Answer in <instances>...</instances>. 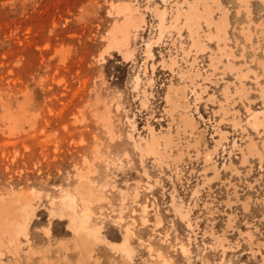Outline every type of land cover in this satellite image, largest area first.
Returning <instances> with one entry per match:
<instances>
[{"label":"rangeland","instance_id":"obj_1","mask_svg":"<svg viewBox=\"0 0 264 264\" xmlns=\"http://www.w3.org/2000/svg\"><path fill=\"white\" fill-rule=\"evenodd\" d=\"M200 1L0 0V264H264V0Z\"/></svg>","mask_w":264,"mask_h":264},{"label":"bare ground","instance_id":"obj_2","mask_svg":"<svg viewBox=\"0 0 264 264\" xmlns=\"http://www.w3.org/2000/svg\"><path fill=\"white\" fill-rule=\"evenodd\" d=\"M205 1V0H204ZM204 1H200L201 2V4L203 5V4H205L204 3ZM207 1V0H206ZM242 2H247L248 0H241ZM214 3H216L217 5H219L220 6V3L218 2V0H214L213 1ZM207 5H209V4H207ZM204 6H206V4L204 5ZM211 5H209V7H210ZM208 7V6H207ZM208 7V8H209ZM206 9V8H205ZM120 10V9H119ZM206 10H208V9H206ZM209 12H211V9H210V11H208V13ZM157 13H158V15L160 16V21L161 22H163L164 21V18H165V16H166V11L165 10H160V9H157ZM182 14H184V16H185V22L189 25V29H190V27H193V26H195V25H197L199 22H200V20H201V18L204 16L200 11H199V9L198 8H195L193 5H189V11L188 12H186L185 11V13H183V12H181L180 10H177V14L174 16L175 17V19H174V17H173V19L174 20H176V19H179V17H180V15H182ZM206 15V17H207V15L208 14H205ZM205 17V16H204ZM212 17V16H211ZM208 18V17H207ZM223 18H225V20L224 21H227V16H226V14H224V17ZM208 20H209V18H208ZM222 20V19H221ZM211 21V20H210ZM212 22H214V21H212ZM218 22H220V21H218ZM214 23H216V22H214ZM216 24H218V23H216ZM220 24H222V23H220ZM225 24L226 23H224V26H225ZM174 25V24H173ZM221 26V25H220ZM222 26H223V24H222ZM223 26V27H224ZM217 27V29H218V27H219V24L216 26ZM222 27V28H223ZM199 28V27H198ZM225 28V27H224ZM193 30V29H192ZM220 30V29H219ZM218 30V31H219ZM122 31H123V33H124V35L125 36H128V33H127V29H125V26H123V28H122ZM197 31V30H196ZM217 31V32H218ZM194 33V32H193ZM197 33V32H196ZM196 33H194V34H196ZM210 34V33H209ZM212 34H213V32H212ZM215 34V33H214ZM116 38H114V37H112V40L114 41ZM197 40V39H196ZM197 44H201V41H199ZM147 52H148V54L149 55H152L153 56V53H152V47H151V44L150 43H148L147 44ZM189 72V71H188ZM138 80H140V79H137V81ZM186 103V102H185ZM255 113V112H254ZM262 113H264V112H262ZM252 115H253V113H251ZM255 118L253 119L254 121H252V119H251V121H252V123H254V124H257V123H259L260 122V120H259V117H258V114H255V115H253ZM252 116V117H253ZM191 123V122H190ZM191 124H193V122L191 123ZM260 125V124H259ZM255 126H258V125H255ZM222 135H221V137L222 138H226V134L225 133H221ZM156 141V137H153V145H154V142ZM249 147V146H248ZM250 147H252V146H250ZM250 149V148H249ZM248 149V150H249ZM255 150V149H254ZM208 155L209 156H211V154H209L208 153ZM209 159V158H208ZM210 160V159H209ZM208 160V161H209ZM215 166V165H214ZM215 170V169H214ZM82 181V180H81ZM84 181H85V179H84ZM87 182V181H86ZM82 183H84V182H82ZM85 184V183H84ZM84 184H82V188H83V186H85ZM79 185V184H78ZM78 187H80V186H78ZM77 187V188H78ZM92 187V186H91ZM91 187H89V188H91ZM76 188V187H75ZM81 188V187H80ZM84 189V188H83ZM95 189V188H94ZM86 190V189H85ZM90 191H92L91 189H90ZM89 191V192H90ZM92 193V192H91ZM83 194V193H82ZM82 194L80 193V190H78V189H76L75 191H74V193H68L67 192V194H65V196L63 195V197H64V200L66 201V204H65V206H67V208L69 207V208H71V210H72V212H73V214H74V212H76L77 211V199H78V197H80V196H82ZM89 193H87V195H88ZM83 195H86V194H83ZM92 195V194H91ZM89 197V196H88ZM92 197V196H91ZM82 198V197H81ZM95 198V197H94ZM83 199H85L84 197H83ZM88 199V198H87ZM86 199V200H87ZM97 200H98V198H96ZM102 199H104V198H102ZM93 200V199H92ZM65 201H63V202H65ZM85 201V200H84ZM90 201H91V199H90ZM85 203V202H84ZM91 202H89V204H90ZM62 205H64V204H62ZM91 214L92 213H90V209H89V207L88 206H86L85 205V207L81 210V212H79V214H77V216H76V218H78L79 219V223L78 224H76L75 226V229L74 230H76L77 232H78V230L79 229H83V230H86L87 231V233L88 234H92L93 232H94V230H93V228H90L89 226H88V223H89V220H90V218H91ZM14 218V217H13ZM23 222V221H22ZM22 224V223H21ZM21 226V225H20ZM1 235V234H0ZM127 240V239H126ZM85 244H86V242H84ZM81 244H83V243H81ZM82 246V245H81ZM127 245H126V243H124V251L127 253V254H131V249H129V247H126ZM84 247H86V245L84 246ZM84 249V248H83ZM123 249V248H122ZM133 250V249H132ZM84 252H86V248H85V251Z\"/></svg>","mask_w":264,"mask_h":264}]
</instances>
